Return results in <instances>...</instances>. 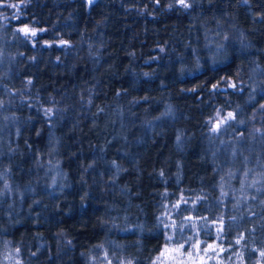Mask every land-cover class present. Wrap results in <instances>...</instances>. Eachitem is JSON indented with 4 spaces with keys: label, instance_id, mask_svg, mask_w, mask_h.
<instances>
[{
    "label": "trees",
    "instance_id": "obj_1",
    "mask_svg": "<svg viewBox=\"0 0 264 264\" xmlns=\"http://www.w3.org/2000/svg\"><path fill=\"white\" fill-rule=\"evenodd\" d=\"M186 3H0V264H149L168 234L264 264V0Z\"/></svg>",
    "mask_w": 264,
    "mask_h": 264
},
{
    "label": "rangeland",
    "instance_id": "obj_2",
    "mask_svg": "<svg viewBox=\"0 0 264 264\" xmlns=\"http://www.w3.org/2000/svg\"><path fill=\"white\" fill-rule=\"evenodd\" d=\"M167 214L168 213L164 211L162 212L164 223L168 220ZM192 220H194V218ZM212 222L216 221L212 220ZM168 224H170V222ZM214 224L217 228L218 226L216 223ZM168 236H172V240L176 239L173 234H168ZM189 237H191V235L185 234L184 238L179 242L167 240V243L164 244L162 249L149 260V264H234L233 259L229 257L230 254L227 253L225 257L222 256V245L216 239H193L191 237L193 239L191 244H198V249L191 250L190 244H185L183 249L177 251L179 244L184 243ZM209 245L212 247L209 248ZM206 248L208 249L207 252H205ZM1 264H19V261L17 257L15 258L10 254L9 258H6ZM87 264H129V262L125 260L124 256L117 255L114 251L108 250L104 245H100L94 253H90Z\"/></svg>",
    "mask_w": 264,
    "mask_h": 264
},
{
    "label": "snow or ice",
    "instance_id": "obj_3",
    "mask_svg": "<svg viewBox=\"0 0 264 264\" xmlns=\"http://www.w3.org/2000/svg\"><path fill=\"white\" fill-rule=\"evenodd\" d=\"M3 2V0H0V3H2ZM89 2L91 3V0H89ZM178 2L183 6V7H185V8H187V7H189V4H187L186 3V0H178ZM7 6H9V7H12V8H18L19 7V5L18 4H8ZM18 18V17H17ZM17 32H20V33H23V35L25 36V37H29V36H36L37 35V30L36 29H31V28H29L27 25H25L24 27H22V28H19V29H17L16 30ZM39 31H44V29H40ZM61 43H66V42H61ZM231 87H233V88H235L236 87V85L235 84H232V85H230ZM213 87L215 88V87H217V85H213ZM261 108H264V105H261ZM51 110H49V112H50ZM217 117H219L220 116V113H219V111H217ZM211 119V118H210ZM235 119V114L234 113H232V112H229V113H227V115L226 116H224V117H222L221 119H219L214 125H213V127L211 128V131L212 132H218L219 130H220V127H221V125L222 124H226L229 120H234ZM222 195H225L224 193H222ZM184 203H187V201H184ZM173 207H179V204H177V205H174ZM193 218L192 217H184V221H191ZM213 223H216V222H213ZM222 224H223V220H222V218H221V220H220V222H219V224H218V231H222ZM185 223H181V224H179V225H177L176 223H175V221H173V222H171L170 224H165L164 225V228H166V229H168V228H172V229H177V230H179V231H183L184 230V228H185ZM243 237H241V239H242ZM166 239L167 240H169V241H171L172 240V236H168V237H166ZM191 237H189L187 240H185V242L184 243H181V244H179V246H178V249H177V251H179L180 249H183L184 248V246H185V244H190V246H191V250H197L198 249V244H196V245H192L191 244ZM240 241L239 240H237L236 241V243L238 244ZM209 248H211L212 246L211 245H209L208 246ZM207 248L205 249V252H207ZM18 251V250H17ZM221 251H224V249H221ZM191 254V253H190ZM260 255L261 256H264V251H262L261 253H260ZM129 264H131V262H129Z\"/></svg>",
    "mask_w": 264,
    "mask_h": 264
}]
</instances>
